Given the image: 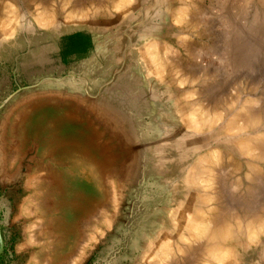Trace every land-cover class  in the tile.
I'll return each instance as SVG.
<instances>
[{
	"label": "rangeland",
	"instance_id": "1",
	"mask_svg": "<svg viewBox=\"0 0 264 264\" xmlns=\"http://www.w3.org/2000/svg\"><path fill=\"white\" fill-rule=\"evenodd\" d=\"M116 2L0 0V160L7 156L12 170L0 177V264H54L46 248L36 254L39 229L22 231L18 220L30 207L18 194L30 166L68 156L78 158V225L86 212H97L92 176L110 198L108 226L88 230L94 242L66 264H140L168 212L199 191V183L185 182L202 158L219 159L212 166L221 171L213 174L228 178L225 193H233L235 208L222 209L226 215L243 229L247 218L261 225L256 238L240 236L230 247L227 264H264V6L256 0ZM45 9L49 26L40 23ZM148 42L158 43L162 74H152L141 58ZM191 103L210 110L209 122L192 124L184 112ZM235 112L238 124L229 125ZM239 144L255 148L239 152ZM44 146L50 148L41 157ZM250 164L257 167L251 174ZM250 179L255 190L247 193ZM212 183L221 188L217 179ZM16 203L24 215L14 221ZM68 215L75 217L68 213L66 221L73 220Z\"/></svg>",
	"mask_w": 264,
	"mask_h": 264
},
{
	"label": "bare ground",
	"instance_id": "2",
	"mask_svg": "<svg viewBox=\"0 0 264 264\" xmlns=\"http://www.w3.org/2000/svg\"><path fill=\"white\" fill-rule=\"evenodd\" d=\"M108 1H110V0H108ZM37 2H38V0H37ZM125 2H127V1H125ZM116 3H115V5L118 7H119V5L122 4V3L120 4V0H117ZM6 7L7 6H5V8ZM69 8H70V6H69ZM76 8H78V7H76ZM104 8H106V7H104ZM176 8L178 9L179 5ZM9 9H11V8H9ZM81 9H83V7ZM81 9H77L78 11H76V12L73 11V12L76 13V15L78 13L82 14ZM84 9H85V7H84ZM95 9H97V8H95ZM1 10H3V9L1 8ZM49 10H46V9L43 11L41 10L42 12L40 14L41 15L40 23L43 25L49 26V24H50L51 15H49V13H48ZM71 10H72V8H71ZM83 11H85V10H83ZM174 11H175V9H174ZM184 11H183V13H184ZM70 12L72 13V11H70ZM2 13H4V11H2ZM90 14L92 15V13H90ZM178 15L181 16L183 14L181 12V14H177V16ZM78 16H80V15H78ZM82 16H84V15H82ZM82 16H80V17H82ZM1 20H2V18H1ZM174 20L176 21V19H174ZM3 21H4V19H3ZM4 24H7V23H4ZM154 49H158V43L148 42L146 47L144 49H141V58H144V59L149 61V63L147 64V67L150 68V71H152V74L153 73H159V72H161V74H162V72L165 71L164 62L161 61L162 59L159 58V56L154 53V51H155ZM204 54H205V52H204ZM151 65H152V67H151ZM169 71H170V69H169ZM166 72L168 73V71H166ZM171 73H172V71H171ZM197 78L198 77H196V79ZM193 80H190V81H193ZM180 93H182V92H180ZM189 96H191V95H189ZM245 97L247 100V96H245ZM231 98L232 97H230V99ZM224 99H225V97H224ZM227 99L228 98H226V100ZM247 101H246V103H247ZM232 103H233V101H232ZM191 104H190V106L189 105L187 106L186 111H184V112H186L185 114L188 115L187 117L192 121V124L197 126V125L201 124L202 120H204L206 123L209 122L210 118L212 117V116H209L210 110L204 106L199 105V103L197 104L198 106H196L194 104L191 105ZM207 105L209 106V104H207ZM220 105H222V104H220ZM242 107H243V105H242ZM251 109H248V111H250ZM231 112H233V111H231ZM256 112H258V111H256ZM253 114H255V113H253ZM204 115H206V116H204ZM255 117H256V115H255ZM232 119L230 121V124H229V122H228V124L231 125L234 123L233 121H235V125H237L238 124L237 123V121H238L237 113L234 115V119L233 120ZM247 120H249V119H247ZM247 120L244 119V121H247ZM186 122H188V121H186ZM206 123H204V125ZM242 123H243V121H242ZM222 125H223V123H222ZM10 134L12 136H14L15 135L14 130H11L9 132V135ZM250 143H251V141H250ZM251 147H252L251 145L246 146V144H245V148L242 144L237 145V149H239V152L242 150V151L247 152V153H252V150L255 147L253 146L252 149H251ZM45 148L49 149L50 147L44 146L43 150L41 151V157L44 154ZM258 148H260V147H258ZM216 152H217V150H214L213 153H216ZM215 157L217 158V155L214 156L213 158H215ZM221 158L222 157H220V159ZM6 160H8L7 156L3 155V158H1V160H0V170H1L0 177L1 178H3V177L8 178L12 173V170H10V167L6 168V164H5ZM57 160H58V162H55V164H54V162H51V161L41 162L40 164H37L35 166H30L27 169V175L25 177V184L23 183V186L20 189V191L22 193L18 194V196H20V198L18 199V202H21L22 204L28 205L30 207V210L27 212V218L20 220L19 217L21 216V214H23L24 211H21V206L18 203H16L14 205V210L16 211V214H15L13 220L17 221L19 219L18 223H19V225L22 228V231L24 233H26L28 231V229H30V227L31 228L36 227L39 229L37 232L36 241L34 242L36 245L35 251H36V254L38 256H40L42 248H46V251H44V254L48 257L49 256L52 257V263H54V264H66L68 262V260H70L71 258H75L76 256L78 257V260H80L83 256L84 251H85L84 243H87L88 241H89V243L94 242V241H92L94 239V237L88 235V230L94 231L97 229L99 231V229H98L99 227L103 228L104 226H108V221H109L108 219L109 218L107 215L108 214L107 213V207H108L107 206V203H108L107 200H108L109 195L107 194V190L104 189L105 187L102 185V182L100 184L99 177L98 176L96 177V175H95V177L92 176L90 178V183L93 186L94 194H95L94 197L97 200L96 205H95V209L97 208V210H96L97 212H95L94 210L89 211L88 213L86 212L84 215V217H85L84 221L81 222L82 224L80 223L78 225V202L75 203L73 201V200H78V190L74 185L75 183L78 182V170H79L78 158L76 157V159H75L72 156H68L65 160L61 161V159H58V158H57ZM205 161L206 160H204L203 158L201 160H199L197 168L195 169V171L190 176L191 179H188L185 182V183H188L189 186L194 184V183H196V184L199 183L200 186L198 187V189H199V191L201 189L202 193H199V191H194V193H193L194 195H190L189 197H187L186 200L180 201L179 205H177V207L174 208V210H171L170 212H168L169 220H168L167 225L165 227H161L159 229V231H157L154 235H152V237L150 238L151 240L149 241V243L146 246L147 248L145 247V250L143 251V254L141 257V259L143 261L140 264H227V262H226L227 258H228L227 255H229V253H230V249H231L230 247L235 246V244L237 242H239L238 239L240 238V236L241 237L245 236V238L252 240V239L256 238V236L258 235V233L260 231L259 228L261 225L254 218H253L254 220H248V218H247L246 223H244L245 227L243 226L244 229L246 228L244 230L242 228L241 224L238 223V221L236 223L234 222L238 219L235 218L236 220L234 219L232 221L230 219L232 216H229L231 214L228 213V215H226L227 213L224 212L225 210L228 212V209H226V207L230 206L231 208H235V207H233L234 205L232 203H230L231 200L233 199V196H234L233 193L231 192L232 193L231 195L230 194L228 195V193H225V191L228 190L227 189L228 178L227 177L222 178L220 176L218 177L217 174L219 172L217 174L216 173L213 174V171H214L213 168L216 169V167H215L216 164H215V166H212V164L219 161V159H215L212 164L211 163L208 164L207 162H209V161H207V162H205ZM88 164H89V162H88ZM84 165H86V164L84 163ZM219 165H220V162H219ZM89 167H91V166H89ZM255 167H256V165L250 164L248 172L250 174H251V172L254 173ZM234 169H236L235 171L238 170L237 167H235ZM219 170H217V171H219ZM256 170H257V167H256ZM41 172L44 173V175H41L43 177L38 176L39 174H41ZM91 173H93V172H91ZM90 176L91 175H89V177ZM248 176L246 175L247 178H249ZM213 179H217V182L220 183L221 188L219 187L220 185H218L219 188H216V190H215V188H214L215 186L213 187L211 185V184H213L212 183ZM238 180L239 179H237V181L235 180L233 182L234 185L239 186V184L241 182ZM232 184H230V185H232ZM262 184H264V183H262ZM211 186L213 188H211ZM240 186H242V185H240ZM233 188H234V186H233ZM244 188H245V186H244ZM254 188H255V184L250 179V182H248V184L246 185L247 193L251 192V190H253ZM220 191H222L224 193L222 196H220V193H221ZM236 191H235V193H236ZM226 192H228V191H226ZM66 195H70L71 198L65 199L64 196H66ZM75 195H77V197L74 199ZM218 195L220 197H222L221 198L222 200L220 199V197H218ZM66 197H69V196H66ZM72 197H73V199H72ZM112 199H113V197H112ZM238 199L242 200V197L238 198ZM248 199H249V197H248ZM245 200H246V198H245ZM67 204H70V206H71L70 209L68 208ZM73 208H75L76 211L72 210ZM68 213L70 215L72 213H74L75 217H69V215H68V219L72 218L73 220H71V221L65 220ZM230 213H231V211H230ZM248 217H249V215H248ZM88 218H91V219H88ZM242 218H240L239 220H242ZM240 222L242 223V221H240ZM243 232H244V234H243ZM155 235L157 236L158 239L154 237ZM37 237H39V238H37ZM68 263H70V262H68Z\"/></svg>",
	"mask_w": 264,
	"mask_h": 264
},
{
	"label": "crops",
	"instance_id": "3",
	"mask_svg": "<svg viewBox=\"0 0 264 264\" xmlns=\"http://www.w3.org/2000/svg\"><path fill=\"white\" fill-rule=\"evenodd\" d=\"M258 2L259 5L264 6V0H256Z\"/></svg>",
	"mask_w": 264,
	"mask_h": 264
}]
</instances>
